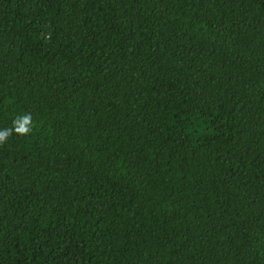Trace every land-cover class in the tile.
I'll return each mask as SVG.
<instances>
[{
  "label": "trees",
  "instance_id": "16d2710c",
  "mask_svg": "<svg viewBox=\"0 0 264 264\" xmlns=\"http://www.w3.org/2000/svg\"><path fill=\"white\" fill-rule=\"evenodd\" d=\"M0 264H264V0H0Z\"/></svg>",
  "mask_w": 264,
  "mask_h": 264
},
{
  "label": "clouds",
  "instance_id": "9594fccd",
  "mask_svg": "<svg viewBox=\"0 0 264 264\" xmlns=\"http://www.w3.org/2000/svg\"><path fill=\"white\" fill-rule=\"evenodd\" d=\"M35 123L32 113L16 115L12 120V126L0 129V146L7 143L8 138L17 135L21 137L30 136L34 131Z\"/></svg>",
  "mask_w": 264,
  "mask_h": 264
}]
</instances>
